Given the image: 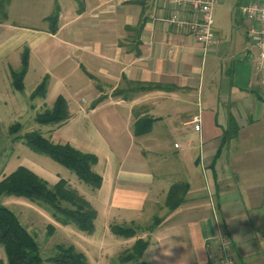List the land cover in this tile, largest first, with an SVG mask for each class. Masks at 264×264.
I'll return each mask as SVG.
<instances>
[{
  "label": "crops",
  "instance_id": "1",
  "mask_svg": "<svg viewBox=\"0 0 264 264\" xmlns=\"http://www.w3.org/2000/svg\"><path fill=\"white\" fill-rule=\"evenodd\" d=\"M250 1L223 0L214 9L218 45L207 53L186 29L166 21L174 10L163 0H54L59 8L54 33L46 20L53 11L41 28L19 27L5 11L0 106L29 113V102L15 94L10 76L21 68L27 49L22 93L30 82L26 97L40 101L41 113L58 97L66 101L70 118L48 138L56 143V134L64 136L62 129L71 125L81 137L62 144L97 157L92 170L102 184L90 199L64 180L96 211L93 233L86 235L97 239L105 233L119 247L108 257L117 254L119 263L143 240L148 246L142 257L124 264H209L208 253L224 234L237 264H264V70L248 36L251 23L239 12ZM44 80L45 96L32 99ZM134 84L171 89L130 91ZM198 113L200 133L188 124ZM105 114L117 130L101 131L92 120ZM138 120L152 125L135 137ZM163 139L166 148L159 145ZM163 147L166 162L150 163L147 155ZM58 181L59 175L47 182ZM176 184L188 189L170 211L165 202ZM114 225L133 227L136 235L116 236Z\"/></svg>",
  "mask_w": 264,
  "mask_h": 264
},
{
  "label": "trees",
  "instance_id": "2",
  "mask_svg": "<svg viewBox=\"0 0 264 264\" xmlns=\"http://www.w3.org/2000/svg\"><path fill=\"white\" fill-rule=\"evenodd\" d=\"M4 1V2H3ZM8 0H0V21L6 19L3 4ZM59 8L55 7L54 12L46 20L49 22L50 31H56ZM28 69V51L24 49L21 57V68L18 71H11L13 88L23 92V79ZM135 88L130 91H149L153 89H168L160 85L134 84ZM47 80H44L31 94V98L45 96ZM115 95H120L116 92ZM70 118L67 103L62 97H58L51 109L35 117V122L41 126H59ZM232 124V123H231ZM151 122L144 124V120H138L133 125V135L139 137L150 131ZM19 125L14 124L9 128L12 133ZM232 126V125H231ZM235 128V127H233ZM23 143L33 152L49 157L54 162L66 168L75 177L92 190H98L102 184V178L92 168L98 162L93 154L83 153L69 144L53 143L50 138H45L39 132L25 133L21 139ZM188 186L176 184L171 186L166 207L172 211L176 209L184 199ZM15 196L27 199L32 203L40 204L51 211L53 220L61 226L73 225L79 232L90 235L94 230L96 211L75 189L71 188L64 179L50 185L47 181L37 176L24 167H18L9 175L0 180V198ZM158 220L155 221V225ZM46 237H51L55 228L47 226ZM133 227H122L114 225L111 232L123 238H133L136 232ZM264 231V230H263ZM0 246L5 254L6 264H88L83 253L78 252L71 245H55L51 256L43 258L40 253L36 238L20 222L17 215L0 203ZM148 243L137 240L130 253L120 257L122 263L142 257ZM0 264H3L0 261Z\"/></svg>",
  "mask_w": 264,
  "mask_h": 264
},
{
  "label": "rangeland",
  "instance_id": "3",
  "mask_svg": "<svg viewBox=\"0 0 264 264\" xmlns=\"http://www.w3.org/2000/svg\"><path fill=\"white\" fill-rule=\"evenodd\" d=\"M56 3H58V1H56ZM3 8L4 12H7V16H9V19L13 24L19 27L30 26L41 28L45 26L42 19L49 16L52 11L54 12V0H9L3 4ZM30 91L31 83L29 82L24 94L15 93L17 96L24 99L26 98L25 100L29 102V113H24L21 110V107L18 108V106L10 104L7 106H0V180L4 176L15 171L18 167H24L37 176L41 178L43 177L44 180L46 179L47 181H54L57 175H59V179H69L71 183H74L73 187L77 189L81 195L85 194V199H90L92 197L91 194H95L96 191L83 184L75 177L74 174L54 162L49 157L39 155L31 151L21 140L23 135L28 132H39L45 138H48V133L51 135V131L55 129V126H41L35 122V116L43 110H39L40 101L36 100L30 103L29 99L26 97L29 95ZM30 106H33V108L31 109ZM106 115L107 114L99 119L94 117L92 120L97 122L98 128L101 131L107 130L113 132L115 129V122L113 123L112 121L114 120ZM107 121L109 123H106ZM14 124H18L19 126L14 128L12 133H9V128ZM101 124L103 125L101 126ZM62 130V134L64 136L58 135L59 133L56 134L57 136L54 138L56 143H67L69 139L77 140L81 137L79 133L76 132L77 129L72 130L71 125H67ZM92 130L95 131V128ZM115 130H117V128ZM164 137L165 135L163 138ZM165 140L166 139H163L159 145H164L166 148ZM95 142L98 143L97 141ZM153 145L154 144L152 143H147L148 148H153ZM120 146L124 148L127 144L122 141ZM165 148L163 147V150L157 152V154H148V161L155 165L156 163L161 165L162 162H166L164 158L166 155ZM159 164H157L158 167L160 166ZM0 203L4 207L13 211L19 218L22 225L34 235L39 245L41 256L44 259L51 256L55 245L64 244L76 246L77 251L86 256L89 264H124L119 263L116 260L118 256L117 254L114 255L113 258L108 257L118 251L119 247L112 241L108 242L106 237L107 235L105 236V233L103 234L100 232L99 237L97 239H93L92 237H88L86 234L77 231L73 226L63 227L53 220L51 211L47 210L40 204L32 203L24 198L15 196L2 197L0 198ZM48 225H52L55 228L54 234L49 238L46 237V228ZM149 225H147L146 228ZM111 236L115 239H119L112 234ZM103 243H105L106 246H103ZM0 258L5 260L4 251L1 246ZM145 259L148 260V255ZM2 263L6 264L3 261Z\"/></svg>",
  "mask_w": 264,
  "mask_h": 264
},
{
  "label": "built area",
  "instance_id": "4",
  "mask_svg": "<svg viewBox=\"0 0 264 264\" xmlns=\"http://www.w3.org/2000/svg\"><path fill=\"white\" fill-rule=\"evenodd\" d=\"M174 13L167 22L186 29L198 43L203 53L218 45L213 12L223 0H163ZM240 15L251 23L248 36L258 48L261 70H264V0H251L239 8ZM194 132H201V116L194 114L188 123ZM230 241L224 234L217 240L216 251L208 253L209 264H237L230 254Z\"/></svg>",
  "mask_w": 264,
  "mask_h": 264
}]
</instances>
